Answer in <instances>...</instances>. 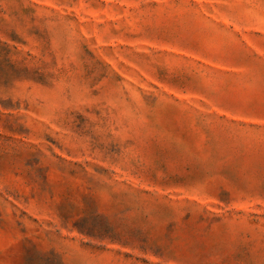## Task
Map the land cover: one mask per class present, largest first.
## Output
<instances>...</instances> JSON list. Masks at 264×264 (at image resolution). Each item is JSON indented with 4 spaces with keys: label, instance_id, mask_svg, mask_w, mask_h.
<instances>
[{
    "label": "rangeland",
    "instance_id": "obj_1",
    "mask_svg": "<svg viewBox=\"0 0 264 264\" xmlns=\"http://www.w3.org/2000/svg\"><path fill=\"white\" fill-rule=\"evenodd\" d=\"M0 264H264V0H0Z\"/></svg>",
    "mask_w": 264,
    "mask_h": 264
}]
</instances>
